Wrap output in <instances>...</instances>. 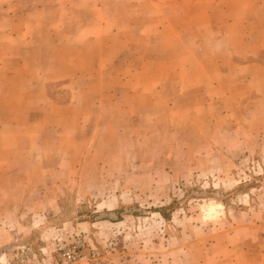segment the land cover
<instances>
[{
  "label": "rangeland",
  "instance_id": "374dc122",
  "mask_svg": "<svg viewBox=\"0 0 264 264\" xmlns=\"http://www.w3.org/2000/svg\"><path fill=\"white\" fill-rule=\"evenodd\" d=\"M5 4L0 264H65L67 249L223 264L214 245L244 212L264 240V39H246L245 4Z\"/></svg>",
  "mask_w": 264,
  "mask_h": 264
},
{
  "label": "crops",
  "instance_id": "0c3cea01",
  "mask_svg": "<svg viewBox=\"0 0 264 264\" xmlns=\"http://www.w3.org/2000/svg\"><path fill=\"white\" fill-rule=\"evenodd\" d=\"M225 1L224 17L226 12H229L231 15L240 13L238 9L239 5L245 4L246 14L244 16H246L247 22L246 39H254V37L264 39V0ZM228 1H230L229 4ZM12 6L11 4L0 5V10L7 13L13 12L14 7ZM237 16L239 18L244 17L240 14ZM229 28L233 29L234 34L242 35V29L239 24H231ZM235 37L233 35V39H236ZM10 39H13V36ZM235 222L237 225L227 235L229 241L226 239L224 244L214 245L215 251L223 254L222 256L225 257L223 264H264V240L257 235V231L253 227L252 217L247 212H244L236 216Z\"/></svg>",
  "mask_w": 264,
  "mask_h": 264
},
{
  "label": "built area",
  "instance_id": "2783aa9c",
  "mask_svg": "<svg viewBox=\"0 0 264 264\" xmlns=\"http://www.w3.org/2000/svg\"><path fill=\"white\" fill-rule=\"evenodd\" d=\"M262 225H264V215H262ZM62 259L65 264H89L87 257H82L73 249H67L62 254Z\"/></svg>",
  "mask_w": 264,
  "mask_h": 264
}]
</instances>
